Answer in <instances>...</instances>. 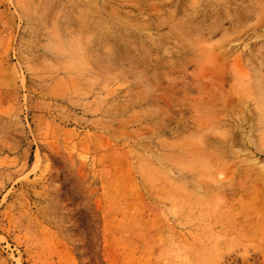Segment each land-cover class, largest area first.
Instances as JSON below:
<instances>
[{
	"label": "rangeland",
	"instance_id": "obj_1",
	"mask_svg": "<svg viewBox=\"0 0 264 264\" xmlns=\"http://www.w3.org/2000/svg\"><path fill=\"white\" fill-rule=\"evenodd\" d=\"M0 264H264V0H0Z\"/></svg>",
	"mask_w": 264,
	"mask_h": 264
}]
</instances>
